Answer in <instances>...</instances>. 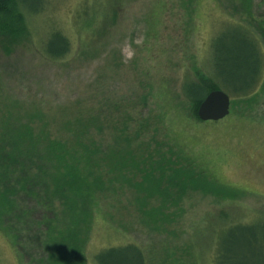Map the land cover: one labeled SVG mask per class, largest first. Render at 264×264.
<instances>
[{
  "label": "rangeland",
  "instance_id": "1",
  "mask_svg": "<svg viewBox=\"0 0 264 264\" xmlns=\"http://www.w3.org/2000/svg\"><path fill=\"white\" fill-rule=\"evenodd\" d=\"M84 1L51 0L45 12L30 19L31 44L9 55L0 49V89L5 87L8 97L21 103L23 117L39 107L60 123L63 116L94 109L107 97L112 102L125 96L138 101L147 85L164 84L182 116L169 114L160 123L157 101L151 99L153 113L141 107L132 112L130 132L140 130L149 114L150 132L141 138L154 145L155 128V142L162 150L172 146L183 158L172 183L209 181L192 184L207 192L191 187L180 198L168 181L139 178L112 181L111 188L91 194L87 203L92 218L82 252L86 264H109L107 255L97 256L111 248L118 251L116 264H139L137 247L146 264H263L264 88L250 106L244 101L231 104L226 118L198 121L181 86L187 74L223 71L224 49L252 50L255 42L249 31L261 41L255 52L261 47L264 52V0H252L251 9L243 0H89L94 11L104 15L116 1L117 16L106 39L93 54H76L66 62L48 60L41 49L52 25L76 43L88 38L74 22ZM225 76L228 85L237 87ZM259 81L263 87L264 75ZM221 89L231 95L230 87ZM191 153L198 165L184 163ZM34 200L20 203L24 214L14 220L17 245L0 234V264H43V215L48 211ZM227 244L232 254L223 250Z\"/></svg>",
  "mask_w": 264,
  "mask_h": 264
},
{
  "label": "trees",
  "instance_id": "2",
  "mask_svg": "<svg viewBox=\"0 0 264 264\" xmlns=\"http://www.w3.org/2000/svg\"><path fill=\"white\" fill-rule=\"evenodd\" d=\"M50 1L0 0V49L5 54L9 55L18 46L33 42L30 19L45 12ZM84 2L74 22L79 25V30L89 34L88 38H80L76 43L59 27L52 25L41 49L48 60L66 62L76 54H93V50L106 39L117 16L116 1L111 3L105 15L95 12L89 0ZM243 5L251 9L252 0H243ZM241 27L247 28L243 24ZM247 36L255 42L252 50L224 49L222 67L227 73L217 70L197 73L193 77L186 75L181 94L192 106L193 116L198 121H202L197 114L199 105L211 91L222 90L221 86L231 88L232 107L243 101L250 106V101L257 100L263 90L259 79L264 75V52L262 47L255 52L256 45H260L261 41L252 31ZM225 75L237 87L228 85L223 80ZM0 97V234L15 247L19 233L14 220L24 214L20 203L35 199L48 211L43 215V219H47V228L42 231L46 252L41 259L43 264H86L82 252L87 239L86 227L90 224L93 211L87 198L106 191L114 183L112 181H118V184L136 178H139L137 181H168L172 188L176 186L174 189L179 198L191 187L207 192L192 184L209 181H184L181 178L182 181L178 179L177 183H172L177 177L175 169L184 166L180 161L183 158L174 153L172 146L166 152L162 150L155 142L157 129H152L154 145L141 138L149 134L153 121L149 117L153 109L148 107L151 99L157 101L155 106L161 112L158 117L160 123L169 114H175L174 118L182 116L171 90L164 84L159 87L154 83L147 85L138 101L133 96L114 102L107 97L105 103L98 104L94 109L77 111L71 118L63 116L60 123L51 113L39 107L23 117L20 115L23 114L21 103L8 97L5 87L0 89ZM139 107L149 109L147 118L152 121H143L140 130L132 133L130 124L135 120L132 112ZM87 111L92 112L85 113ZM189 156L188 159L184 157V163L198 165L196 155L191 153ZM214 182L212 184L218 185V181ZM178 204L179 201L176 206ZM230 246L227 244L223 250L232 254L234 251ZM136 249L139 250L138 263L146 264L144 253L138 247ZM116 253L118 251L111 248L97 258L107 255L106 260H111L109 264H116Z\"/></svg>",
  "mask_w": 264,
  "mask_h": 264
},
{
  "label": "water",
  "instance_id": "3",
  "mask_svg": "<svg viewBox=\"0 0 264 264\" xmlns=\"http://www.w3.org/2000/svg\"><path fill=\"white\" fill-rule=\"evenodd\" d=\"M231 113V97L223 90L211 91L198 107L202 121H219Z\"/></svg>",
  "mask_w": 264,
  "mask_h": 264
}]
</instances>
